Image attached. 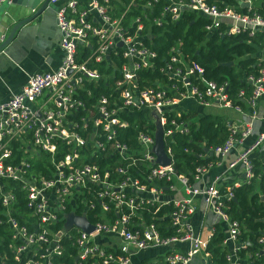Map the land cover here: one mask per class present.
Listing matches in <instances>:
<instances>
[{
	"label": "built area",
	"instance_id": "built-area-1",
	"mask_svg": "<svg viewBox=\"0 0 264 264\" xmlns=\"http://www.w3.org/2000/svg\"><path fill=\"white\" fill-rule=\"evenodd\" d=\"M9 1L0 0V6ZM158 1L162 5L153 16ZM253 1L259 5L254 6ZM234 2L219 7L207 0H88L79 7L75 0L48 1V5H58L54 19L60 34L61 61L54 71L29 75L19 92L0 102V223L9 230L8 248L14 259H21L22 264H53L63 248L61 238L67 237L74 258L89 264H134L130 255L146 248H163V264H189L197 253L210 264L206 249L209 237L201 238L194 232L189 219L194 211L192 198L199 196L225 225V264L244 262L237 253L243 243L237 239L239 224L223 209V199L232 196V186L221 192L219 175L204 186L193 184L212 162L195 166L189 182L186 176L174 172L169 147H164L168 164L153 161L150 150L154 128L137 130L134 143L123 141L119 132L136 125L138 120L132 114L146 109L158 115L164 146L166 136L187 130L186 122L174 118L167 121L164 116L169 112L179 117L182 112L174 105L182 99H192L204 107L241 110L231 106L225 82L215 85L201 76L198 81H190V76L200 75L202 69L194 62L182 61L178 51L159 67L161 74L176 80L174 85L138 84V72L152 68L156 56L150 47L149 27L175 21L183 11L205 18L207 33L222 25L226 34L264 35V0ZM131 7L139 8V13L133 15ZM79 47L86 48L84 56ZM102 61L104 67L112 68L111 74H117L111 92L98 94L93 101L83 100L84 95L91 96L84 83L105 78L95 67ZM246 81L251 90L245 100L253 106L264 98V63ZM237 95L243 97L242 90ZM226 125L229 130L225 139L210 149L216 157L223 156L250 131V124L243 128ZM263 138L260 132L228 163L229 167L242 165L244 181L253 172L250 151ZM34 160L43 163L42 170L32 166ZM156 178L167 181L169 188L174 187V180L179 182L185 196L163 198L162 188L153 181ZM22 201L28 208L23 217ZM146 204H156L155 210L161 205L172 206L165 214L171 234L161 236L152 222L143 220L140 209ZM96 205L97 211L92 212ZM66 212L84 216L93 229L86 232L74 225L65 229ZM58 221L61 225L53 229L51 225ZM99 234L117 235V250L97 243L94 237ZM257 241L263 244L258 250L264 254V233ZM182 243L188 244L186 249L177 250L176 245Z\"/></svg>",
	"mask_w": 264,
	"mask_h": 264
},
{
	"label": "trees",
	"instance_id": "trees-1",
	"mask_svg": "<svg viewBox=\"0 0 264 264\" xmlns=\"http://www.w3.org/2000/svg\"><path fill=\"white\" fill-rule=\"evenodd\" d=\"M126 2L128 0H121ZM208 3H215L221 7L222 4L233 5L234 0H207ZM161 1L153 6V16L157 15V10L161 8ZM240 12H245L244 8L238 7ZM139 8L131 7V13L138 14ZM263 14L261 8L258 9ZM207 20L193 12L183 11L175 21L152 24L149 27L150 47L155 51L153 66L150 69L138 72L139 87H171L176 80L169 79L159 72V67L163 65V60L171 55H176L177 51L181 55L180 59L189 64L194 62L202 69L200 75H191L190 81H198V77L213 81L215 85L225 82L224 90L227 94L231 106L244 108V100L249 96L251 85L246 81L248 75H256L258 68L263 61L258 60L255 55L256 48L264 45V35L255 32L247 35L245 32L237 34L223 33V26L207 33L205 25ZM146 44L147 42L144 41ZM176 47L174 51L171 48ZM81 55L87 53L86 48H77ZM177 57V56H176ZM231 62V64H227ZM118 64V62H117ZM95 67L98 72L105 75V78L91 80L84 83L91 96H83L86 101H93L98 94L107 95L111 92L114 79L117 74H111V67H104V61L97 63ZM242 90L243 97H237L238 91ZM166 120L174 118L177 121L186 122L185 132L174 131L164 138V147H169L171 154V166L175 173H181L192 181L191 175L195 166L207 165L217 157L210 153V149L220 144L228 133L225 119L220 115L205 113L197 116L193 121L195 113H181L177 118L173 113L164 114ZM191 118V119H190ZM165 127L167 124L164 125ZM152 122L138 120L136 125H129L120 129V138L125 142L134 143V134L137 130L153 129ZM96 160L101 161L99 156ZM253 165V172L248 181H242L238 185L232 186V196L223 199V209L230 219H234L239 224L237 239L242 241L237 253L244 259L242 264H264V254L258 248L263 244L257 241L258 236L264 233V169L261 161L257 158H250ZM35 169L43 168L39 160L32 161ZM145 171V169H143ZM155 184L162 188L168 184L164 179L156 178ZM221 192L225 188L220 187ZM156 204H146L140 209V216L146 223L152 222L159 231V235H169L172 230L168 227V217L165 215L172 209V206L161 205L154 209ZM97 205L92 212L97 211ZM28 211L27 206L22 201V217ZM0 213V218L1 217ZM91 219V218H90ZM137 219V217H136ZM23 223V218H22ZM61 222H55L51 227L58 228ZM9 230L4 223H0V264H22V260H16L13 253L8 248ZM225 236V228L222 222L214 224V230L209 236L206 249L208 251V261L210 264H225L224 253L226 246L222 244ZM69 238L62 237L60 244L61 254L53 258V264H89L87 261L74 258V248L71 247ZM108 249V248H107ZM140 264V262H139ZM142 264V263H141ZM159 264H163L161 260Z\"/></svg>",
	"mask_w": 264,
	"mask_h": 264
},
{
	"label": "crops",
	"instance_id": "crops-1",
	"mask_svg": "<svg viewBox=\"0 0 264 264\" xmlns=\"http://www.w3.org/2000/svg\"><path fill=\"white\" fill-rule=\"evenodd\" d=\"M11 1L0 6V43L8 37L15 22L30 16L32 13L29 8ZM75 1L79 7L85 6L88 2V0ZM253 5L258 6L259 2L253 1ZM57 7L58 5H48L46 9L32 19L19 25L8 42L0 49V102L7 100L12 93L19 92L29 75L51 72L58 67L62 54L58 47L60 34L56 29L54 19V11ZM255 55L258 60L264 63V45L256 48ZM243 107L239 111L233 107L216 105L204 107L189 98L182 99L174 105L176 111L195 113V116L192 117L193 121L196 120L197 116L209 113L220 115L225 119L226 124L236 125L239 128H243L245 124H250V131L243 140L234 144L223 156L217 157L218 159L215 158L211 165L207 166L200 177L193 182L195 186L201 187L208 184L215 175H219L217 182L219 188L226 189L244 181L242 165L236 163L229 167L228 163L260 132L264 133V98L258 100L253 106L248 105L244 100ZM132 117L134 120L154 122L152 112L146 109L133 113ZM249 156L250 158L257 157L264 169V138L256 148L250 151ZM173 186L172 188H169L168 185L162 186L161 196L163 198L173 197L174 199L185 196L179 182L174 180ZM192 202L194 211L189 219L193 231L198 233L201 238H208L214 230V224L220 221L199 196H193ZM94 240L108 250H117L119 244V237L115 234H99L94 237ZM187 245V243L178 244L176 249L185 250ZM163 252V248H146L134 252L130 258L134 264H139V262L140 264H159ZM189 264H205V262L201 254L197 253L192 255Z\"/></svg>",
	"mask_w": 264,
	"mask_h": 264
},
{
	"label": "water",
	"instance_id": "water-1",
	"mask_svg": "<svg viewBox=\"0 0 264 264\" xmlns=\"http://www.w3.org/2000/svg\"><path fill=\"white\" fill-rule=\"evenodd\" d=\"M49 0H27L24 2V0H12V3H15L17 5H22L30 10H32V13L30 16L19 20L14 23V25L11 28L10 34L2 43H0V49L3 47V45L8 42L10 37L12 36L13 32L19 27V25L23 24L24 22L32 19L34 16H36L38 13L43 11L47 8ZM22 2V3H20ZM246 6V5H242ZM80 44V42L78 43ZM227 64H231L230 62ZM69 72V71H68ZM152 116L154 117V131H153V144L151 146V153L154 155V162L158 163L160 165H166L170 162L169 157L166 155L164 151L163 146V136H162V126L160 125L158 115L155 112H152ZM72 225L80 227L82 230L89 232L91 229H93V225L84 217V216H78L75 215L72 212H66L64 214V222L63 227L65 229L70 228Z\"/></svg>",
	"mask_w": 264,
	"mask_h": 264
},
{
	"label": "rangeland",
	"instance_id": "rangeland-1",
	"mask_svg": "<svg viewBox=\"0 0 264 264\" xmlns=\"http://www.w3.org/2000/svg\"><path fill=\"white\" fill-rule=\"evenodd\" d=\"M255 4H256V2H254ZM35 152V150H32V153H34Z\"/></svg>",
	"mask_w": 264,
	"mask_h": 264
}]
</instances>
